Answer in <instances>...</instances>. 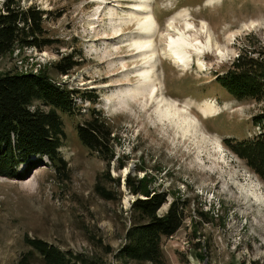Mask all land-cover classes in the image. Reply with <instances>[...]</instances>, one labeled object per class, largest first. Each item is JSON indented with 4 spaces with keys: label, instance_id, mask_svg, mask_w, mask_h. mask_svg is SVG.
Here are the masks:
<instances>
[{
    "label": "rangeland",
    "instance_id": "374dc122",
    "mask_svg": "<svg viewBox=\"0 0 264 264\" xmlns=\"http://www.w3.org/2000/svg\"><path fill=\"white\" fill-rule=\"evenodd\" d=\"M18 1L46 12L42 26L54 42L42 51L28 47L0 56V74L43 71L61 86L95 91L98 99H77L80 114L62 115L64 167L45 159L22 179L0 177V264H23L25 236L78 253L89 264H122L114 254L136 198L125 185L127 176L143 177L146 191L166 194L160 215L171 201L186 202L180 229L161 240L164 264H264V178L223 141L261 133L253 118L264 113V99L237 100L215 82L244 54L264 61V0L149 1L156 29L146 83L154 84L156 99L176 104L180 115L194 121L185 136L167 119L159 122L150 91H132L145 82L139 76L145 58L134 43L145 20L131 15L140 0ZM185 23L194 25L205 45L211 41L199 64L189 52L188 67L168 54L169 38ZM67 53L80 64L61 76L53 65ZM206 102L219 107L216 117L202 112ZM91 107L100 109L112 129L115 156L108 170L118 184L104 176L102 157L77 140L76 126ZM98 182L115 198L97 195ZM29 264L43 263L34 257Z\"/></svg>",
    "mask_w": 264,
    "mask_h": 264
},
{
    "label": "trees",
    "instance_id": "16d2710c",
    "mask_svg": "<svg viewBox=\"0 0 264 264\" xmlns=\"http://www.w3.org/2000/svg\"><path fill=\"white\" fill-rule=\"evenodd\" d=\"M0 56L15 49L32 48L42 51L53 44L46 37L43 22L46 12L35 5H21L18 0H5L0 5ZM75 55L67 53L54 63L55 72L66 76L79 66ZM225 92L237 100L250 98L264 99V61L246 56L231 64L223 74L215 76ZM96 92L79 91L61 86L43 71L38 73L0 74V177L22 179L29 168H37L42 160L51 165L65 166L59 154L65 139L62 115L80 114L77 99L95 104ZM88 117L76 126V136L80 144L91 153H98L106 162L105 177L108 181H118L110 177L108 168L114 160V135L100 109H87ZM254 124L261 126V133L253 139L238 141L224 138L232 151L246 160L255 173L264 178V113L254 117ZM58 165V166H59ZM118 165L117 169H122ZM144 178H125V185L136 197L129 207V225L125 231L124 242L114 258L125 264L135 263L164 264L161 240L169 238L181 227L184 220L185 201L174 200L168 204L167 211H158L166 204V194L159 191H146ZM94 191L105 201L115 198L99 182ZM28 251L20 262L29 264L37 257L43 264H89L84 256L63 251L47 241L34 237H23ZM111 252V250H108Z\"/></svg>",
    "mask_w": 264,
    "mask_h": 264
},
{
    "label": "bare ground",
    "instance_id": "6f19581e",
    "mask_svg": "<svg viewBox=\"0 0 264 264\" xmlns=\"http://www.w3.org/2000/svg\"><path fill=\"white\" fill-rule=\"evenodd\" d=\"M141 5H135L134 11L131 12V15H135L137 13L139 16H143L144 20L139 26L141 33L134 40L135 48L141 51V56L145 58L144 65L142 70L139 73V76L145 80L144 85H135L132 91H138L139 95H145L147 91H150V100H154L157 102V117L159 122L164 123V120L167 119L168 122L174 124L178 131L181 132L183 136L190 134V129L192 125H194V121L187 115H180V110L177 108L176 104L167 102L165 99H156L157 89L153 85H148L146 82L148 76L151 74L153 66L151 63L153 62L151 56L155 55L154 50H152V41L154 38V33L156 29V23L151 17L149 13L150 8V0H140ZM192 25L191 28L187 27V25ZM183 31H179L178 36L169 38V53L173 58L172 61L179 66L188 67L192 60V55L189 52H195L197 56L198 64L201 62L202 56L205 55V51L211 49V41L208 38L206 45L200 40L199 34L195 31V27L191 23H185ZM207 30V29H206ZM193 31V32H192ZM204 31V30H200ZM205 32V31H204ZM203 32V33H204ZM206 34V33H205ZM218 56L222 57L225 53L221 50L217 52ZM172 63V62H171ZM175 64V65H176ZM201 65V64H200ZM176 67V66H175ZM177 68V67H176ZM183 70V68H180ZM186 71V70H185ZM149 74V75H148ZM150 78V77H149ZM152 81V80H151ZM149 81V82H151ZM206 108L201 109L202 112L207 116V118L216 117L219 114V107L212 104L211 102H206ZM214 114V115H212ZM217 148V147H216Z\"/></svg>",
    "mask_w": 264,
    "mask_h": 264
},
{
    "label": "snow or ice",
    "instance_id": "6c2138e0",
    "mask_svg": "<svg viewBox=\"0 0 264 264\" xmlns=\"http://www.w3.org/2000/svg\"><path fill=\"white\" fill-rule=\"evenodd\" d=\"M187 27L191 28V27H192V25H190V24H189V25H187Z\"/></svg>",
    "mask_w": 264,
    "mask_h": 264
}]
</instances>
